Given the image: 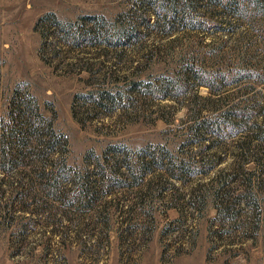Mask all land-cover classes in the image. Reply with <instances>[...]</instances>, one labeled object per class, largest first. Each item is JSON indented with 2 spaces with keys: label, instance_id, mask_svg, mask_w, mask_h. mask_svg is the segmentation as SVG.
I'll return each instance as SVG.
<instances>
[{
  "label": "rangeland",
  "instance_id": "374dc122",
  "mask_svg": "<svg viewBox=\"0 0 264 264\" xmlns=\"http://www.w3.org/2000/svg\"><path fill=\"white\" fill-rule=\"evenodd\" d=\"M14 103L0 264H264V0H0Z\"/></svg>",
  "mask_w": 264,
  "mask_h": 264
},
{
  "label": "trees",
  "instance_id": "16d2710c",
  "mask_svg": "<svg viewBox=\"0 0 264 264\" xmlns=\"http://www.w3.org/2000/svg\"><path fill=\"white\" fill-rule=\"evenodd\" d=\"M176 12V11H175ZM174 8H173V13ZM44 19H42L43 21ZM150 21L145 25H149ZM128 35V34H127ZM49 34L44 33V39H47ZM45 47V43L43 44V48ZM93 95V93H89ZM105 94H109L108 91ZM103 96V94H102ZM15 102V101H14ZM11 112L8 115L7 120L0 121V157L3 160L4 165L8 164L10 166H15L18 158L20 156V149L22 147L31 146L37 152L36 160L42 161L41 159H47L52 155L51 151L53 150L51 142L52 138V128L47 125L45 129V124L43 119L37 117V122L30 125L27 129H25L26 122H24L25 113L21 112V105L12 104ZM35 130V131H34ZM45 137V141L43 138ZM47 148V154H43L44 150ZM178 178V177H177ZM92 186H89V183H84L78 188H75L77 191V196L82 197L84 199H89L92 193ZM229 191L226 189V185H224L217 195L224 197L222 195H227Z\"/></svg>",
  "mask_w": 264,
  "mask_h": 264
}]
</instances>
